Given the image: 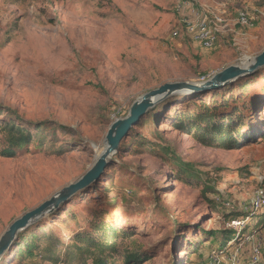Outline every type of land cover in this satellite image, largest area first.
<instances>
[{"label":"rangeland","instance_id":"rangeland-1","mask_svg":"<svg viewBox=\"0 0 264 264\" xmlns=\"http://www.w3.org/2000/svg\"><path fill=\"white\" fill-rule=\"evenodd\" d=\"M189 1L207 12L227 10L210 48L184 32L187 11L176 9L179 0H0V122L14 118L12 112L51 126L41 147L31 143L15 157L0 156V237L89 171L107 147L111 124L144 94L166 82L202 81L264 49V0ZM240 10L251 25L238 23ZM261 72L198 97L193 91L160 97L108 159L100 180L31 225L26 236L49 233L67 241L107 219L131 232L126 243L134 239L130 247L148 254L143 264H209L215 252L237 253L245 264L254 240L264 246V209L238 241L226 237L239 234L233 220L249 215L236 211L250 210L257 191L264 195ZM227 99L250 126L239 133L238 147L203 145L194 130L175 126L190 124L203 104ZM38 244L42 250L45 240ZM24 251L12 246L4 264H34Z\"/></svg>","mask_w":264,"mask_h":264},{"label":"trees","instance_id":"trees-1","mask_svg":"<svg viewBox=\"0 0 264 264\" xmlns=\"http://www.w3.org/2000/svg\"><path fill=\"white\" fill-rule=\"evenodd\" d=\"M262 74L263 72H260L254 77L241 80L238 83H245ZM230 86L228 85L211 92L220 91ZM208 93L210 92L193 93V96L198 97ZM229 106L231 108L230 100L228 99L212 106L203 104L202 109L192 117L190 124L175 123V126L190 135H192L191 132L194 130V136L203 145L217 144L225 149H234L241 144L238 138L239 133L244 132L250 126L244 125V121L240 119V115L244 113L241 107L237 105L229 111ZM11 114L14 118L0 122V133H3L5 143L0 148V156L15 157L19 153L29 150L31 143L41 147L43 140L47 136L45 131L51 129V126H48V121L26 120L18 114L12 112ZM133 128H131L125 138L130 135ZM244 140L248 142L249 138L247 137ZM179 162L181 163V161H178V164ZM236 212L249 214L248 216L251 219L257 214L247 210ZM261 217H264V213L261 214ZM30 227L20 233L12 246H20L25 250L24 253L32 255L33 259L41 257L50 264H143L147 260L148 254L141 252L134 246L130 247L134 239L126 243V240L132 236L131 232L124 226L107 219L94 220L89 229L76 231L67 241L57 236L52 238L49 233H43L40 236L34 232H31L30 235L32 237L30 239L26 236V232L29 231ZM240 234L230 235L229 232L226 238L229 242L238 241ZM40 240H45L42 250L39 249L40 245L38 242ZM229 242H227V245ZM226 246L221 250H226ZM62 247L64 248L63 251L60 250ZM21 254L23 253L21 252ZM6 257L0 260V264H4L7 261Z\"/></svg>","mask_w":264,"mask_h":264},{"label":"water","instance_id":"water-1","mask_svg":"<svg viewBox=\"0 0 264 264\" xmlns=\"http://www.w3.org/2000/svg\"><path fill=\"white\" fill-rule=\"evenodd\" d=\"M264 70V49L255 56H244L239 62L230 64L223 69L203 78L202 81H177L166 82L161 86L150 90L131 106L129 114L113 122L106 136L107 148L94 166L82 175L77 181L63 187L59 192L44 201L34 209L25 212L17 218L0 237V260L10 251L12 245L18 239L21 232L41 219L57 212L67 204L74 196L89 189L98 182L104 172L108 159L115 154L121 141L128 135L147 111L154 107L156 101L165 95H174L186 92H211L241 80L254 77Z\"/></svg>","mask_w":264,"mask_h":264},{"label":"built area","instance_id":"built-area-1","mask_svg":"<svg viewBox=\"0 0 264 264\" xmlns=\"http://www.w3.org/2000/svg\"><path fill=\"white\" fill-rule=\"evenodd\" d=\"M176 9L178 11H187V14L182 18L184 32L196 42L200 43L205 48L212 47L216 41L221 28L225 23L227 10L225 7H213L208 12L194 7L189 0H179ZM237 21L242 26H249L250 18L243 10L238 11ZM180 28H176L173 35L180 34ZM229 205V204H228ZM264 209V195L259 191L256 192L255 199L251 204L250 210L253 214ZM250 216L240 217L238 220L232 221V228L240 234L246 227ZM34 264H50L41 257L34 258ZM209 264H240V259L237 253H231L228 256H221L220 253H211L209 256ZM245 264H264V246L258 240H254L251 246L250 255Z\"/></svg>","mask_w":264,"mask_h":264},{"label":"bare ground","instance_id":"bare-ground-1","mask_svg":"<svg viewBox=\"0 0 264 264\" xmlns=\"http://www.w3.org/2000/svg\"><path fill=\"white\" fill-rule=\"evenodd\" d=\"M184 91H186V90H184ZM105 147L106 146H104V148L102 150L97 151L96 158H99L104 153L105 149L107 148V147L106 148Z\"/></svg>","mask_w":264,"mask_h":264}]
</instances>
